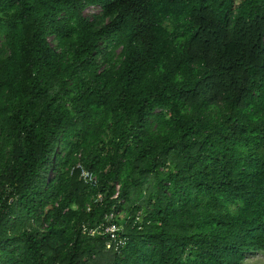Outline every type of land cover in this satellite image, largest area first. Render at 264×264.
<instances>
[{
	"label": "trees",
	"instance_id": "obj_1",
	"mask_svg": "<svg viewBox=\"0 0 264 264\" xmlns=\"http://www.w3.org/2000/svg\"><path fill=\"white\" fill-rule=\"evenodd\" d=\"M78 155L99 190L70 173ZM117 183L118 208L147 214L121 253L81 230L117 206ZM256 252L264 0H0V264H241Z\"/></svg>",
	"mask_w": 264,
	"mask_h": 264
},
{
	"label": "built area",
	"instance_id": "obj_2",
	"mask_svg": "<svg viewBox=\"0 0 264 264\" xmlns=\"http://www.w3.org/2000/svg\"><path fill=\"white\" fill-rule=\"evenodd\" d=\"M81 155H78V162L72 166L70 173H78L79 179L89 188L99 190L100 181L98 175L86 168L81 162ZM120 184L117 183L115 186V195L113 199L117 200V206H114L109 212L105 214L104 221L91 226L88 223L81 225L82 233L89 237L105 236L106 250L121 253L126 247L127 239L126 228L131 225L132 229L142 230L144 227V220L147 217L144 210L133 211L132 208L128 210L118 208L124 203L120 199ZM104 201V194L100 191L93 197L90 204L87 206V210L91 211L93 206L101 205Z\"/></svg>",
	"mask_w": 264,
	"mask_h": 264
},
{
	"label": "rangeland",
	"instance_id": "obj_3",
	"mask_svg": "<svg viewBox=\"0 0 264 264\" xmlns=\"http://www.w3.org/2000/svg\"><path fill=\"white\" fill-rule=\"evenodd\" d=\"M236 2L239 3L240 0H236ZM99 12V7H90L86 10L85 15L91 18L94 14H98ZM241 264H264V252L248 254L246 259Z\"/></svg>",
	"mask_w": 264,
	"mask_h": 264
}]
</instances>
